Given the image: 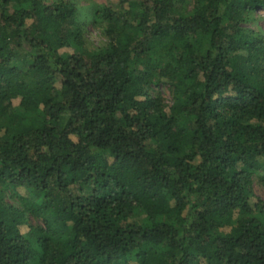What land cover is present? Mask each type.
Segmentation results:
<instances>
[{
	"label": "trees",
	"instance_id": "1",
	"mask_svg": "<svg viewBox=\"0 0 264 264\" xmlns=\"http://www.w3.org/2000/svg\"><path fill=\"white\" fill-rule=\"evenodd\" d=\"M92 8L0 0V264H264V0Z\"/></svg>",
	"mask_w": 264,
	"mask_h": 264
},
{
	"label": "rangeland",
	"instance_id": "2",
	"mask_svg": "<svg viewBox=\"0 0 264 264\" xmlns=\"http://www.w3.org/2000/svg\"><path fill=\"white\" fill-rule=\"evenodd\" d=\"M52 1V0H47ZM78 4L81 8V18L84 21L85 29H86V37L89 41L91 47L97 48L104 43H106L107 38L103 32V29L93 21V5L94 4H114L116 0H73ZM254 27H259L264 30V20H261L254 25ZM156 89V88H155ZM158 90L162 93L163 97L166 100L167 105H171L172 96L170 93V89L166 85H162L158 87ZM264 171H259L256 175H254L253 182V190L256 196L264 199ZM14 192L8 188L6 191V200L13 203L18 204V199Z\"/></svg>",
	"mask_w": 264,
	"mask_h": 264
}]
</instances>
